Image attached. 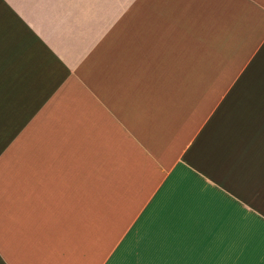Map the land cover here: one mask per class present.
<instances>
[{
    "label": "crops",
    "instance_id": "crops-1",
    "mask_svg": "<svg viewBox=\"0 0 264 264\" xmlns=\"http://www.w3.org/2000/svg\"><path fill=\"white\" fill-rule=\"evenodd\" d=\"M193 228L264 264V0H0V264H157Z\"/></svg>",
    "mask_w": 264,
    "mask_h": 264
},
{
    "label": "rangeland",
    "instance_id": "rangeland-1",
    "mask_svg": "<svg viewBox=\"0 0 264 264\" xmlns=\"http://www.w3.org/2000/svg\"><path fill=\"white\" fill-rule=\"evenodd\" d=\"M248 230L245 228L191 229L185 230L180 251L173 255L165 246L159 254L157 264H248ZM195 241L200 243L201 252L197 256L205 259L192 261L191 252ZM185 242V244H184ZM201 254V255H200Z\"/></svg>",
    "mask_w": 264,
    "mask_h": 264
}]
</instances>
